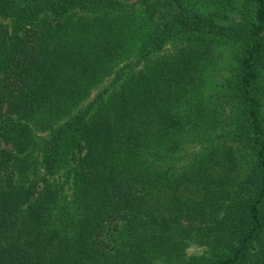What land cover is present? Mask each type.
I'll list each match as a JSON object with an SVG mask.
<instances>
[{"label": "trees", "instance_id": "trees-1", "mask_svg": "<svg viewBox=\"0 0 264 264\" xmlns=\"http://www.w3.org/2000/svg\"><path fill=\"white\" fill-rule=\"evenodd\" d=\"M0 19V264H264V0Z\"/></svg>", "mask_w": 264, "mask_h": 264}, {"label": "rangeland", "instance_id": "rangeland-1", "mask_svg": "<svg viewBox=\"0 0 264 264\" xmlns=\"http://www.w3.org/2000/svg\"><path fill=\"white\" fill-rule=\"evenodd\" d=\"M1 20V19H0ZM225 55H226V58H223V60L221 59V57L218 55L217 57V63H216V66L217 67H221L222 65L225 66L226 65V61H227V54L225 52ZM110 79L106 80V82L102 85V87L98 90H94L95 92H93L94 94L90 97V100L94 98V96L96 94H98L103 88H105L109 83H110ZM201 250H198L195 246H192L190 247L189 249V253L192 254V253H197V252H200Z\"/></svg>", "mask_w": 264, "mask_h": 264}]
</instances>
